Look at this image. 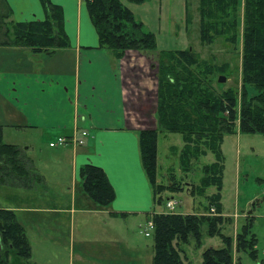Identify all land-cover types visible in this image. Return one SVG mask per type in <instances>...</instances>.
I'll return each instance as SVG.
<instances>
[{
  "label": "trees",
  "instance_id": "16d2710c",
  "mask_svg": "<svg viewBox=\"0 0 264 264\" xmlns=\"http://www.w3.org/2000/svg\"><path fill=\"white\" fill-rule=\"evenodd\" d=\"M81 1L96 33L98 48L116 59L121 58L127 50H155L153 33L135 20L132 12L119 0ZM126 1L141 4L145 0ZM38 2L44 12L42 20L14 22L10 19L7 4L0 0V46L24 47L34 54H51L68 46L61 8L49 0ZM197 12L202 46L211 44L215 37L235 46L237 20L241 18L238 122L234 124L236 91L231 88L220 90L219 86H202L198 78L197 74L203 78L210 75L211 66L199 62L191 49L158 52L156 128L138 132L140 161L150 185L152 201L159 203L164 190H181L180 182L168 186L156 183L158 133L177 134L183 141L178 152L183 172L206 153L214 157L213 162L202 165V176L192 187L191 196H201L205 189L213 186L215 193L206 197L208 207L205 206L204 210L213 209L216 214H151V264H183L182 246L188 244L189 238L194 240L196 247L200 245L202 224L206 227L207 236L218 237L223 243L221 248L203 250L202 264H242L239 259L233 262L231 239L215 230L222 218L220 188L223 160L220 144L225 136L236 132L264 137V0H198ZM199 66H202V70ZM247 89L251 90L249 96ZM1 137L0 126V185L27 188L30 175L18 148L3 143ZM79 176L84 193L95 204L106 207L112 202L113 190L100 168L84 164L79 168ZM246 219L235 237L234 251L254 259L256 238L249 229L250 217ZM0 264H33L22 226L11 210L1 208Z\"/></svg>",
  "mask_w": 264,
  "mask_h": 264
},
{
  "label": "crops",
  "instance_id": "0c3cea01",
  "mask_svg": "<svg viewBox=\"0 0 264 264\" xmlns=\"http://www.w3.org/2000/svg\"><path fill=\"white\" fill-rule=\"evenodd\" d=\"M4 1L14 22L39 21L44 17L38 0ZM49 1L62 10L66 48L51 54H34L24 47L0 46L1 139L18 148L30 175L27 188H0L12 191L10 202L16 198L33 201L31 194L36 192L35 197H43L47 186L29 154L34 158L47 150L56 158L68 159L73 187L82 184V165L100 168L114 193L112 202L100 208L111 221L123 219L140 225L143 220L149 221L154 204L140 161L138 132L156 128L157 51L127 50L116 59L98 48L96 33L81 0ZM82 131L87 134L83 143L74 145L71 139L78 138ZM10 133H15L16 139H7ZM57 138H65V144L49 147ZM39 187L43 192L37 191ZM20 191L27 195L20 198ZM73 195L71 190L67 208L61 205L28 212L38 211L53 218L67 213L72 219L76 213L85 212L75 206ZM5 201L7 205L1 209L17 210L13 203ZM136 254L130 250V258ZM105 258L111 259L107 255L93 259L71 251L69 261L104 264Z\"/></svg>",
  "mask_w": 264,
  "mask_h": 264
},
{
  "label": "rangeland",
  "instance_id": "374dc122",
  "mask_svg": "<svg viewBox=\"0 0 264 264\" xmlns=\"http://www.w3.org/2000/svg\"><path fill=\"white\" fill-rule=\"evenodd\" d=\"M119 1L132 12L135 20L140 21L153 33L157 57L159 51L191 49L199 62L202 64L205 62L212 67L210 75L206 78L197 74L202 86H219L220 90L231 88L236 91L234 124L237 125L241 94V18L237 20L238 35L235 46L225 43L218 37H215L211 44L202 46L199 41L198 0H145L141 4ZM198 68L202 70V66ZM218 76L224 78L222 83L217 82ZM247 94L251 95V90L247 89ZM6 138L14 139L15 133L6 135ZM44 145L46 146V142ZM182 145L180 135L158 133L156 183L168 186L180 182L181 190L179 192L164 190L160 194L161 201L153 204V214L214 216L216 212L213 209L204 210L205 206L208 207L206 197L215 193L213 186L205 189L201 196H191L192 187L197 185L198 179L202 176V165L213 162L214 157L206 153L183 172L178 161V152ZM220 153L223 160L220 188L222 218L215 230L231 239L233 262L239 259L242 264H264V137L236 132L223 138ZM29 157L36 163L47 186V193H42L43 197H40V194L39 198L35 197L37 192L31 194L34 196L33 201L16 198L10 202L13 197L12 191L0 188L2 205L0 207L7 205L4 204L5 199L15 205L13 207L17 210L13 213L16 221L22 226L30 246L31 263L70 264L69 257L72 251L93 259L104 255L110 256V260L105 258L104 264H151L152 230L147 229L145 220L140 225L123 219L111 221L108 213L84 193L82 185L75 184L73 187L67 158H56L47 150L34 158L29 154ZM71 190L74 193L75 206L84 209V213H76L70 219L67 213L60 218H53L38 211L28 212L32 209L58 208L61 205L67 208ZM37 191L42 190L39 187ZM18 195L21 198L27 193L20 191ZM48 196L58 197L45 198ZM168 200L173 201V209L166 208ZM247 216L251 219L250 232L256 238L254 259L234 251L235 237L245 224ZM104 221L106 225H102ZM145 232L147 235H144ZM199 233L198 247L192 238H189L188 244L182 246L183 264H202L203 250L209 247L215 249L223 247L220 238L206 235L205 225L200 226ZM107 250L110 251L109 254L104 252ZM130 250L137 254L130 258Z\"/></svg>",
  "mask_w": 264,
  "mask_h": 264
},
{
  "label": "built area",
  "instance_id": "2783aa9c",
  "mask_svg": "<svg viewBox=\"0 0 264 264\" xmlns=\"http://www.w3.org/2000/svg\"><path fill=\"white\" fill-rule=\"evenodd\" d=\"M86 135H87L86 132L82 131L79 133V137L78 138L76 137L74 139L72 138L71 142L74 145H81L83 143V140L86 137ZM65 142H66L65 138H57L55 142L49 143L48 146L49 147H55L57 145L65 144ZM165 205H166V208L169 210L174 208L172 200H168ZM146 227L148 230H152V222L150 220L146 222ZM144 235H147V232H145Z\"/></svg>",
  "mask_w": 264,
  "mask_h": 264
},
{
  "label": "water",
  "instance_id": "95a60500",
  "mask_svg": "<svg viewBox=\"0 0 264 264\" xmlns=\"http://www.w3.org/2000/svg\"><path fill=\"white\" fill-rule=\"evenodd\" d=\"M224 81V78L222 76H218L217 82L222 83Z\"/></svg>",
  "mask_w": 264,
  "mask_h": 264
}]
</instances>
